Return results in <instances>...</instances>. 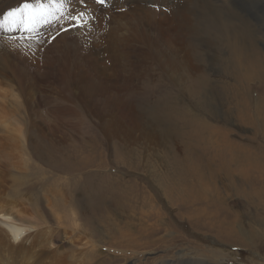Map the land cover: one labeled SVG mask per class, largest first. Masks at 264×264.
<instances>
[{"label":"rangeland","instance_id":"374dc122","mask_svg":"<svg viewBox=\"0 0 264 264\" xmlns=\"http://www.w3.org/2000/svg\"><path fill=\"white\" fill-rule=\"evenodd\" d=\"M76 1L0 30V264H264V0Z\"/></svg>","mask_w":264,"mask_h":264},{"label":"snow or ice","instance_id":"6c2138e0","mask_svg":"<svg viewBox=\"0 0 264 264\" xmlns=\"http://www.w3.org/2000/svg\"><path fill=\"white\" fill-rule=\"evenodd\" d=\"M70 0H35V3H24L22 6L12 8L0 18V30L7 32L19 29L22 32L36 34L43 25L52 23L65 16L67 5ZM83 3V0H81ZM94 3L107 7L109 0H93ZM68 19L74 22V26L84 29L89 28L92 16L87 9L68 14Z\"/></svg>","mask_w":264,"mask_h":264},{"label":"bare ground","instance_id":"6f19581e","mask_svg":"<svg viewBox=\"0 0 264 264\" xmlns=\"http://www.w3.org/2000/svg\"><path fill=\"white\" fill-rule=\"evenodd\" d=\"M76 3L78 5H81V4L84 3V0H83V3L81 2V0H77ZM98 17H99V15H98ZM4 107H3V105L2 106L0 105V124H2V125H10V124H12V122H11V119L12 118H10V117H12L11 116L12 114H11V111L10 110L5 109ZM15 208H16V206L14 204H12V206L11 207H8V208H6V207L5 208H0V215H2L3 218H6L8 216H11L13 214H16L14 216L17 217L20 222H15L16 219L13 220L14 218L9 219V220H11V224H10L11 226L8 227L9 228L8 229L9 230L8 233L12 237V239H14L13 241L18 242L17 244H20L22 242V234H24L26 232V229L28 230L29 228H27L26 226H24L25 223H26V220H25L26 217L23 216L22 214H20V212L17 211ZM33 227H34V225H33ZM1 241H2V239H0V246H1ZM14 252H16V249L14 250Z\"/></svg>","mask_w":264,"mask_h":264}]
</instances>
